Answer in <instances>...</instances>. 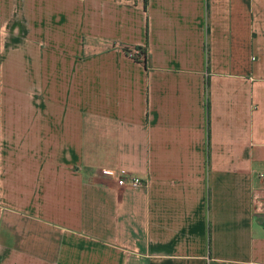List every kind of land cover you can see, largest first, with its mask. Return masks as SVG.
<instances>
[{
	"label": "crops",
	"instance_id": "0c3cea01",
	"mask_svg": "<svg viewBox=\"0 0 264 264\" xmlns=\"http://www.w3.org/2000/svg\"><path fill=\"white\" fill-rule=\"evenodd\" d=\"M0 264H264V0H0Z\"/></svg>",
	"mask_w": 264,
	"mask_h": 264
},
{
	"label": "built area",
	"instance_id": "2783aa9c",
	"mask_svg": "<svg viewBox=\"0 0 264 264\" xmlns=\"http://www.w3.org/2000/svg\"><path fill=\"white\" fill-rule=\"evenodd\" d=\"M123 53L129 58L138 57L142 58L143 52L137 49L123 48ZM116 184L118 187L126 189H137L145 186V183L138 177L128 176V175H118L116 179ZM253 199L257 202L258 198L255 196Z\"/></svg>",
	"mask_w": 264,
	"mask_h": 264
},
{
	"label": "trees",
	"instance_id": "16d2710c",
	"mask_svg": "<svg viewBox=\"0 0 264 264\" xmlns=\"http://www.w3.org/2000/svg\"><path fill=\"white\" fill-rule=\"evenodd\" d=\"M135 48L138 49V50H141V53L143 52V56H142L141 59H139L138 57H135V58H133V60H134L135 62H139V63H141V64L144 65V63H145V59H146L145 49H143V48H139V47H135ZM205 58H206V60H207V51H206Z\"/></svg>",
	"mask_w": 264,
	"mask_h": 264
},
{
	"label": "rangeland",
	"instance_id": "374dc122",
	"mask_svg": "<svg viewBox=\"0 0 264 264\" xmlns=\"http://www.w3.org/2000/svg\"><path fill=\"white\" fill-rule=\"evenodd\" d=\"M140 48V47H139ZM131 49H136L135 47H131ZM138 50V49H137ZM131 59H133V58H131ZM105 172V171H104ZM116 179H117V177H116ZM116 179H115V183H116ZM117 185V184H116ZM121 188V187H120Z\"/></svg>",
	"mask_w": 264,
	"mask_h": 264
}]
</instances>
